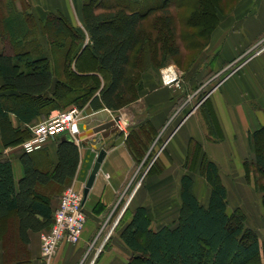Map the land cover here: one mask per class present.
<instances>
[{
    "label": "trees",
    "instance_id": "1",
    "mask_svg": "<svg viewBox=\"0 0 264 264\" xmlns=\"http://www.w3.org/2000/svg\"><path fill=\"white\" fill-rule=\"evenodd\" d=\"M163 1H83L88 56L84 60L80 56L78 63L85 71L91 72L94 68L99 72L104 80L102 85L99 75L79 76L70 70L69 61L77 56L84 34L72 27L65 17L49 14L42 24L41 35L47 45L61 50L55 56L61 62L56 72L60 75L53 82L55 73L50 69L47 53L37 42L39 40L30 34L28 17L16 11L10 1L5 2L4 7L0 5L3 10L0 9V32L10 45V52L0 51L2 145L20 144L31 136L30 126L36 124L27 128L14 127L9 113L20 121L29 122L51 103L70 102L82 107L88 102L93 109L117 110L132 102L138 92L135 81H140L141 75L152 66L159 65L161 54L178 53L176 48L170 47L175 28L168 4ZM159 9L162 11L155 15L154 11ZM147 17H152L148 28L143 24ZM189 17L192 19V15ZM159 29L165 31L161 40ZM206 99L203 101L204 116L213 126ZM211 131L214 135L217 133L212 128ZM249 142L253 147L251 161L256 170L264 174V125L249 136ZM56 153L57 162L50 165L46 155L38 159L22 150L19 161L23 174L18 181L14 178L10 159L0 155V230L2 222L11 216L21 250L29 243L28 230L40 232L50 227L55 208L50 205V194L57 186L63 190L75 175L79 154L74 141L69 136L59 138ZM198 153L199 144H196L187 155L185 167H193ZM201 168L210 186L206 204L200 203L193 194L192 177L183 174L180 177L181 205L175 223L152 230L145 206H137L130 212L129 220L119 233L122 243L131 252L126 264H252L258 259V235L246 226L242 213L236 210L228 213L227 189L217 166L204 159ZM260 187L264 208V182ZM22 251V255H17L3 250L1 264H29V257L24 249Z\"/></svg>",
    "mask_w": 264,
    "mask_h": 264
},
{
    "label": "crops",
    "instance_id": "2",
    "mask_svg": "<svg viewBox=\"0 0 264 264\" xmlns=\"http://www.w3.org/2000/svg\"><path fill=\"white\" fill-rule=\"evenodd\" d=\"M4 1L12 2L16 11L28 17L31 22L30 34H34L39 40L37 42L47 53L50 69L55 73L53 82L60 75V73L57 75L56 72L59 70L61 62L55 56L59 55L61 50L48 46L47 41L41 35L43 32L42 24L49 14L65 17L72 27L84 34L77 56L69 61L70 70L79 76H88L91 73L99 75L101 85L103 84L104 80L99 72L94 68L91 72L85 71L78 63L80 56H82V60L88 56L86 51L87 35L82 17L84 0ZM218 16L219 21H221L222 17L219 14ZM229 17L226 24L221 25L217 32L215 46L209 50V53L213 55L211 70L216 74L221 73L223 69H227L232 63L243 57L245 52L258 42V37L264 33V0H243L240 7L233 10ZM259 55L251 58L255 59L257 57L255 66L252 65L250 59L237 71L227 73L228 75H225V79L219 86L207 96L210 113L213 117V126L208 124L205 116L200 114L199 119L194 117V126L191 125L187 129V118H185L167 139L166 146L168 148L164 152L166 163L163 172L168 171L172 164L175 165L177 160H181L184 164L190 149L189 144L190 146L199 144V153L195 164L191 169L186 168L184 165L180 169V177L183 174L192 177V192L202 204L207 203L210 193V186L205 181L201 168L204 159L215 163L221 181L227 189L224 182V172H227L228 167H230L228 163L230 157L239 158L241 156L243 161L253 157V147L249 142V136L264 125V56ZM259 63L262 64L258 65ZM139 83L137 95L142 104L128 105L123 109L110 110L105 107L93 109L88 102L82 107H77L70 102L68 104L51 103L43 107L41 112L29 122L20 121L13 113H9V120L14 127L27 128L31 124L54 116L59 111L71 107L79 109V132L76 139L71 138L67 133L59 134L48 139L38 149L30 153L38 159L46 155L49 164L54 165L57 162L56 147L59 138L69 136L78 146L79 154L77 169L75 175L70 179V183H73L75 188L81 190L82 193L98 152L100 149L106 150L94 182L84 201L86 221L79 243L61 242L50 264H77L83 257L84 245H91V242H94V245L101 246L103 241H107L109 235L106 236V233L118 214L117 210L123 207L121 206L122 201L128 199V196L125 197V195L129 193L130 189V200L127 203V208L131 209L130 212H132L137 206H145L147 211L151 212V217L149 212L148 216L151 220L152 230H157L162 225H170L175 218H178L181 205L180 196L178 200L175 198L171 200L172 203L167 208L160 206H165L164 203H166L164 201L160 204L158 202L160 199L155 204V198H153L152 204L150 197H146L144 192L150 191L153 180L143 187L140 185L137 187L134 177L137 162L143 158L140 155L143 154L142 151L148 144L149 138L154 130L156 131L163 125L173 112L179 96H177V91L172 86L161 85L155 74L149 71L141 75ZM2 84L0 78V87H2ZM7 91L9 92V90ZM145 107L148 108L146 115L144 114ZM182 127L184 129L180 133ZM124 128L125 130H123ZM211 128L214 132H217L215 135ZM21 143L4 147L0 140L2 153L13 151L11 156L9 154L5 156L11 161L16 181L23 174L22 165L19 161V154L22 151ZM40 162L41 164L44 163L42 160ZM56 188L62 189L58 186ZM202 194H204L203 198L206 196L205 199H201L200 195ZM52 196L49 201L51 207L54 208L58 200L56 199V202H53L54 197ZM104 223L105 226L99 233V228ZM27 236L29 243L25 246L26 255L30 259L29 264L43 262L39 246V232L28 230ZM127 250L130 252L129 249ZM130 255L131 252L125 257H120L115 252L113 254L109 252L105 255L101 253L100 256L95 254L89 260V264H126Z\"/></svg>",
    "mask_w": 264,
    "mask_h": 264
},
{
    "label": "rangeland",
    "instance_id": "3",
    "mask_svg": "<svg viewBox=\"0 0 264 264\" xmlns=\"http://www.w3.org/2000/svg\"><path fill=\"white\" fill-rule=\"evenodd\" d=\"M242 2L243 0H201L200 3L198 0L163 1V4H168L167 7L169 14L175 28L174 39L171 42L170 47L171 49L176 48L178 53L175 55L166 52L161 54L159 65H154L147 71L155 74L158 82L163 85L160 73L163 68L171 65L180 73V82L179 86L172 85V88L177 91V96H179L173 112L169 115L163 125H161L156 131L154 130L152 136L147 142L148 144H146L142 151L143 154L140 155V157L143 158L137 162L134 181L143 187L153 180L150 191L144 192L146 197H150L151 203L153 202V198H155V202L160 199L158 200L160 204H162V202L164 203V201L166 202L164 203L165 206H160L167 208L168 206L170 207L172 203L171 200L174 198L178 200L180 196L179 193L181 188L179 187V177L181 173L180 169L184 167V164L181 160H177L175 165L172 164L168 171L163 172L166 163L164 152H166L168 148V146H166L168 137L172 135L185 118H187V129L191 125L194 126V117L199 119L200 114L204 116L203 101L207 98L210 92L217 88L229 73L237 71L239 67L251 58L264 52L263 33L258 37V42L254 44L252 48L247 50L243 57L232 63L230 67L223 69L221 73L217 74L211 70L213 55L209 53V50L215 46L217 32L221 25L226 24L233 10L239 8ZM0 5L4 7L5 1L0 0ZM1 11L3 10L1 9ZM161 11V9L156 12L154 11V14L156 15ZM191 12H194V14ZM218 14L222 17V22L219 21ZM188 15H192V19ZM1 17L2 13L0 12V19ZM151 20L152 17H147L143 22L144 26L148 28ZM163 31L164 29H159L158 37L160 40ZM1 48L5 52H10V45L7 39H4L2 36V32H0V49ZM263 54L261 55L264 56ZM255 60H257V57L251 59V63L254 66ZM261 64L262 63H259L258 65ZM139 82L138 79L135 81V89L140 86ZM139 104H142V102L139 99V96L136 95L132 102L121 106L119 109H123L128 105L135 106ZM147 109V107L144 108L145 115ZM183 129L184 128L182 127L180 133ZM123 130H125V128ZM191 149H193V146L190 147L188 153H190ZM12 152L13 151H8V153L4 154L0 150V155L9 154L11 156ZM252 159L253 157L247 159L248 161L246 162V165H244L245 163L241 156L239 158L230 157V160H228L230 166L228 167L229 171L227 170V172H224V182L228 189L227 211L228 213H231L236 210L242 213L245 217L246 226L252 228L257 233L260 254L258 259L252 264H264V208L262 205L263 192L260 187V184L264 182V174L256 170L255 164L251 161ZM136 183L135 185H137ZM139 185H137V187ZM130 190L129 193H126L125 197H129V194L131 193ZM52 191L53 192L50 195H53L52 197H54V201H51L56 202L62 189L57 188V191L56 189L55 191ZM203 195L204 194L200 195L201 199H205L206 196L203 198ZM126 201L127 199L123 200L121 206H124ZM155 204H157V202ZM130 210L131 209L127 208L126 211L124 210L122 212V207L117 210L118 214L106 233V236L109 235L107 241H103L101 246L94 245V242H91V245H84L82 252L83 257L80 262H77V264H89V260H91L95 254L96 256H100L101 253L105 255L109 252H111V254L115 252V254L120 257H125L130 254L119 238L122 226L130 217ZM149 214L151 217V212H149ZM176 221L177 219L175 218L170 225ZM104 226L105 223L100 226L99 233ZM15 233L13 219L10 216L2 222L0 230V264L2 263L3 250L6 252L7 250H10L17 255H22V250L24 249L26 255V246L21 250L20 243L18 242ZM100 235L102 236L103 234Z\"/></svg>",
    "mask_w": 264,
    "mask_h": 264
},
{
    "label": "built area",
    "instance_id": "4",
    "mask_svg": "<svg viewBox=\"0 0 264 264\" xmlns=\"http://www.w3.org/2000/svg\"><path fill=\"white\" fill-rule=\"evenodd\" d=\"M160 77L163 85L179 86L180 73L174 66L163 68ZM79 119L78 108L71 107L30 126L31 136L21 143L22 150L25 152L36 150L48 139L59 134L67 133L76 139ZM129 200L128 197L122 212ZM85 221L83 193L70 183L58 197L50 227L39 232L40 253L44 264H50L61 242L75 244L80 240Z\"/></svg>",
    "mask_w": 264,
    "mask_h": 264
},
{
    "label": "water",
    "instance_id": "5",
    "mask_svg": "<svg viewBox=\"0 0 264 264\" xmlns=\"http://www.w3.org/2000/svg\"><path fill=\"white\" fill-rule=\"evenodd\" d=\"M105 154H106V150L100 149V151L98 152V154L94 160V163L92 165V168L89 172V175L86 179V182H85V185L83 188V201H85L87 193H88L89 189L91 188V186L94 182L95 176H96V174L100 168L101 162H102Z\"/></svg>",
    "mask_w": 264,
    "mask_h": 264
},
{
    "label": "bare ground",
    "instance_id": "6",
    "mask_svg": "<svg viewBox=\"0 0 264 264\" xmlns=\"http://www.w3.org/2000/svg\"><path fill=\"white\" fill-rule=\"evenodd\" d=\"M137 186V185H136ZM129 199H130V197H129Z\"/></svg>",
    "mask_w": 264,
    "mask_h": 264
}]
</instances>
